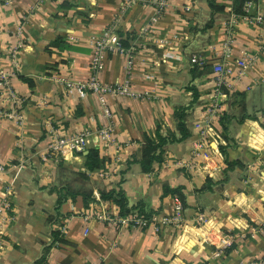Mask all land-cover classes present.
Wrapping results in <instances>:
<instances>
[{"label": "crops", "instance_id": "1", "mask_svg": "<svg viewBox=\"0 0 264 264\" xmlns=\"http://www.w3.org/2000/svg\"><path fill=\"white\" fill-rule=\"evenodd\" d=\"M125 0H0V75L11 76L21 100L11 109L0 106V264H246L264 259V23L239 25L235 55L256 54L246 78L230 91L245 94L255 119L228 124L229 160L243 168L227 170L220 146L227 142L216 124L208 129L205 156L195 155L202 142L195 123H203L208 104L205 78L196 82L198 98L189 120L191 134L168 144L165 161L142 172L141 145L156 140L155 131L173 132L175 110L187 104L191 91L190 59L219 54L210 46L223 39L218 15L202 30L210 15L207 0H171L157 23L145 31L152 13L148 4ZM189 5V10L183 7ZM264 12V2L261 5ZM114 33L120 49L107 51L100 74L106 83L129 79L140 97H110L112 118L105 119L94 95L67 96L57 76L85 79L90 72L94 41ZM0 84V91H1ZM227 97H220L222 109ZM63 134L86 132L89 147H97L104 165L90 172L106 189L123 190L130 204L169 214L174 198L162 196V184L182 186L184 224L154 233L98 219L106 208L120 215L109 200L85 205L68 199L54 215L57 195L51 190L57 162H41L47 142L44 120ZM109 126L112 141L100 142L98 130ZM203 151V152H204ZM83 155H64L62 164L86 169ZM209 178L213 184H206ZM207 185L210 189L203 190ZM99 196V195H98ZM203 216L204 223L198 222ZM58 231L64 242H52Z\"/></svg>", "mask_w": 264, "mask_h": 264}, {"label": "built area", "instance_id": "2", "mask_svg": "<svg viewBox=\"0 0 264 264\" xmlns=\"http://www.w3.org/2000/svg\"><path fill=\"white\" fill-rule=\"evenodd\" d=\"M148 4L152 7V13L149 15L145 31L155 25L167 9L170 7L171 0H125L122 9H125L130 3ZM231 0H226L225 13L220 24L223 39L218 46H210L211 50L219 51L216 58L210 55H202L190 59L192 64L198 63L210 64L212 83V94L215 97L211 108L206 110L203 123H195L194 127L198 129L202 142L196 145L195 155L202 157L206 155L204 147L206 146V138L208 129L213 127L218 119V115L222 110V105L218 103L220 97H227L237 81L247 77L249 68H251L257 60L256 54H249L241 51L238 56L235 55L234 46L236 40V30L239 25L257 28L264 23V12L261 5L264 0H246L241 7L239 13L232 11L230 6ZM187 4L183 7L184 10H189ZM94 50L90 58V72L85 79H71L65 76H57L58 81L67 96H77L80 98L86 95H94L101 108L103 117L112 118V111L109 106L110 97L135 98L141 95L137 93L130 85L129 79H124L122 82L106 83L100 74L102 72L105 56L110 49H120L119 37L110 33L94 41ZM13 74L0 75V106H6L11 109V116L19 118L15 107L21 103L20 98L12 88L11 76ZM44 126L47 130V142L44 150L40 153V160L43 163L48 161L61 162L64 155H82L88 148L89 141L86 132L74 134H63L56 129L49 119L44 120ZM99 140L107 144L112 141L111 131L109 126H102L98 130ZM204 151V152H203ZM5 171L4 164L0 163V174ZM94 196L99 199L98 193L95 191ZM174 207L169 214L154 213L149 218H145L138 214L137 211H132L126 215H118L111 212L107 208L100 212L98 219L116 223L119 225H128L137 229H148L157 233L164 227L179 228L184 224L183 208L181 203L174 199ZM9 209L8 202L5 200L0 205V211ZM198 222L204 223L203 216H199ZM246 264H264V259L252 260Z\"/></svg>", "mask_w": 264, "mask_h": 264}, {"label": "trees", "instance_id": "3", "mask_svg": "<svg viewBox=\"0 0 264 264\" xmlns=\"http://www.w3.org/2000/svg\"><path fill=\"white\" fill-rule=\"evenodd\" d=\"M245 1L246 0H231L230 6L232 11L239 13ZM207 2L210 15L202 30L211 28L216 17L224 14L226 8L225 2L217 0H207ZM209 69L211 70L210 64H192V68L190 69L191 80L208 74ZM186 89L191 91V99L187 104L179 105L175 110V130L173 132H162L160 127H157L155 131L156 140H146V142L141 145L140 157L133 158V161L138 162L140 165L142 172L148 173L153 169L154 164H160L165 161V153L168 144L181 142L190 136L191 131L188 122L192 115L193 105L198 98V90L194 85H187ZM247 118L255 119L256 115L248 112L245 94L238 91L228 92L227 107L226 109H222L218 115L219 131L227 142L226 146H220V151L224 155L227 170H233L235 167H244L241 162L228 159L226 147L233 146L230 140L231 137L228 124L232 121L242 123ZM82 155L85 157L84 165L86 169H73L62 164V161L57 164L54 172L53 185L51 187V190L57 195V203L54 208L55 214L48 217L51 224L55 221L54 217L57 216L56 211L61 204L68 199L81 197L85 205H87L95 199V191L98 193L101 200H109L115 203L119 207L120 215H126L132 211H137L139 215L149 218L155 213L146 210L144 204L141 202L130 204L123 190L106 189L102 183L91 180L89 175L90 172L100 169L104 165V158L97 147L87 148ZM205 182L206 184H213L209 178H207ZM182 188V186L171 187L167 183H163L162 196L168 195L178 200L182 208H184L186 206V201ZM202 189L207 190L210 188L205 185ZM58 234V231H51L52 242H64Z\"/></svg>", "mask_w": 264, "mask_h": 264}, {"label": "rangeland", "instance_id": "4", "mask_svg": "<svg viewBox=\"0 0 264 264\" xmlns=\"http://www.w3.org/2000/svg\"><path fill=\"white\" fill-rule=\"evenodd\" d=\"M217 1H220V2H226V0H217ZM208 74L209 75H211V70L209 69V72H208ZM208 74H206V75H204V76H201V78L202 77H206ZM209 80H210V77H209V79H207V78H205V80L204 81H206L205 82V85H207V82H208V85H209ZM198 81H200V77L198 78H195L194 80H191V82L190 83H188V85H194V86H196V82H198ZM210 84H211V80H210ZM197 88V87H196ZM205 89H206V91L208 92V97H209V99H208V104L206 105V106H203V109L204 108H206V110L208 109V108H211V105H212V103L214 102V100H215V97H214V95L212 94V85H211V87H208V86H206L205 87ZM218 101V103H220L221 105H222V100H220V99H218L217 100ZM206 112V111H205ZM205 118H203V120H204Z\"/></svg>", "mask_w": 264, "mask_h": 264}]
</instances>
